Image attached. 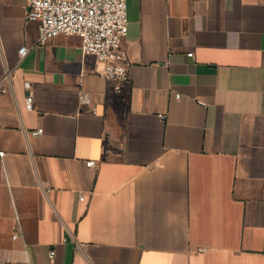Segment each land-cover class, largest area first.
Wrapping results in <instances>:
<instances>
[{
    "label": "crops",
    "instance_id": "0c3cea01",
    "mask_svg": "<svg viewBox=\"0 0 264 264\" xmlns=\"http://www.w3.org/2000/svg\"><path fill=\"white\" fill-rule=\"evenodd\" d=\"M126 1L116 92L0 0V264H264V0Z\"/></svg>",
    "mask_w": 264,
    "mask_h": 264
},
{
    "label": "built area",
    "instance_id": "2783aa9c",
    "mask_svg": "<svg viewBox=\"0 0 264 264\" xmlns=\"http://www.w3.org/2000/svg\"><path fill=\"white\" fill-rule=\"evenodd\" d=\"M26 19L39 22L37 43L40 46L58 35L79 36L83 52L94 55L102 64L100 73L112 84L116 92L122 91L123 83L129 80L127 55L123 46V40L128 34L126 0H27ZM28 50L27 45L20 47V59ZM188 55L192 56L193 52ZM16 69V65L6 67L0 84L3 81H11ZM24 87L27 90L25 106L31 110L34 108V95L30 81H25ZM6 89L0 87V90ZM81 99L84 102L87 96L82 94ZM42 133V128L31 131L32 135ZM0 155H4V152L0 151ZM80 199H84V196ZM77 244L78 250L83 251L85 244ZM55 252V249H51L49 256L53 258Z\"/></svg>",
    "mask_w": 264,
    "mask_h": 264
}]
</instances>
